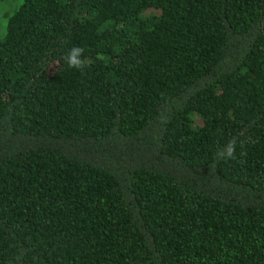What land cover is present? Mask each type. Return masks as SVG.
I'll use <instances>...</instances> for the list:
<instances>
[{"label": "trees", "instance_id": "16d2710c", "mask_svg": "<svg viewBox=\"0 0 264 264\" xmlns=\"http://www.w3.org/2000/svg\"><path fill=\"white\" fill-rule=\"evenodd\" d=\"M0 264H264V0H20Z\"/></svg>", "mask_w": 264, "mask_h": 264}, {"label": "clouds", "instance_id": "9594fccd", "mask_svg": "<svg viewBox=\"0 0 264 264\" xmlns=\"http://www.w3.org/2000/svg\"><path fill=\"white\" fill-rule=\"evenodd\" d=\"M84 48L80 46H74L68 50L67 54L64 56V61L70 69L83 70L85 65V60L82 58L84 55ZM236 140H229L222 148L216 151L215 159L219 160H235L236 159ZM241 156H245L246 152L241 151Z\"/></svg>", "mask_w": 264, "mask_h": 264}, {"label": "rangeland", "instance_id": "374dc122", "mask_svg": "<svg viewBox=\"0 0 264 264\" xmlns=\"http://www.w3.org/2000/svg\"><path fill=\"white\" fill-rule=\"evenodd\" d=\"M20 0H0V38L5 31L7 17L17 8Z\"/></svg>", "mask_w": 264, "mask_h": 264}]
</instances>
